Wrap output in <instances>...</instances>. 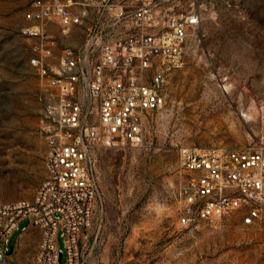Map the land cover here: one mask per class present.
<instances>
[{"label":"rangeland","instance_id":"1","mask_svg":"<svg viewBox=\"0 0 264 264\" xmlns=\"http://www.w3.org/2000/svg\"><path fill=\"white\" fill-rule=\"evenodd\" d=\"M32 1L0 0V199L5 201L33 197L47 176V109L55 90L32 58L44 46L46 63L55 64L64 50L78 51L81 39L91 35L89 26L65 31L55 20L28 21ZM195 1L180 0L183 9L200 7V28L187 44L184 64L170 71L163 66L165 104L148 114L143 144L96 152L91 171L97 197L91 226L80 237V264H264L263 224L244 225L233 216L223 228L192 229L177 221L186 178L180 149L249 145L260 128L264 92V0ZM156 67L148 69V79ZM87 94L83 83L79 95ZM41 237L29 220L22 222L11 236L18 247L13 262L31 261Z\"/></svg>","mask_w":264,"mask_h":264},{"label":"built area","instance_id":"2","mask_svg":"<svg viewBox=\"0 0 264 264\" xmlns=\"http://www.w3.org/2000/svg\"><path fill=\"white\" fill-rule=\"evenodd\" d=\"M91 8L98 17L89 26V72L76 50H64L50 65L42 46L31 60L55 90L47 109V176L31 198L0 199V264H16L11 236L26 219L42 237L24 264H80V237L91 226L97 197L91 171L96 152L143 144L148 114L165 104L163 66L170 71L184 64L201 23L200 7L183 9L180 0H33L25 18L37 24L55 20L70 31ZM32 29L26 32L37 35ZM83 83L85 98L79 95ZM258 114L259 131L247 146L180 149L186 174L178 197L180 226L219 229L233 216L244 225L264 226V92Z\"/></svg>","mask_w":264,"mask_h":264},{"label":"crops","instance_id":"3","mask_svg":"<svg viewBox=\"0 0 264 264\" xmlns=\"http://www.w3.org/2000/svg\"><path fill=\"white\" fill-rule=\"evenodd\" d=\"M131 2H134V3H139L140 0H130ZM78 8H75V11H77ZM97 13L94 9H90L89 10V13L83 18V23L82 24H79V25H74V26H90V25H93L96 23V20H97ZM88 38H84L81 39L80 41V49L78 50L77 52V58L79 59V63L81 64V66H83L84 68H86V70L89 72L90 71V57L89 55H87L86 51L88 52ZM62 54V53H61ZM60 54V55H61ZM28 220V219H26ZM26 220H23L22 222L26 221ZM31 227H35L33 226L31 223H30V228ZM27 228V227H26ZM37 228V227H36ZM23 234H20V238H19V241L21 239ZM19 241H18V244H19ZM18 248V247H17ZM14 255L10 256V258L12 259Z\"/></svg>","mask_w":264,"mask_h":264}]
</instances>
